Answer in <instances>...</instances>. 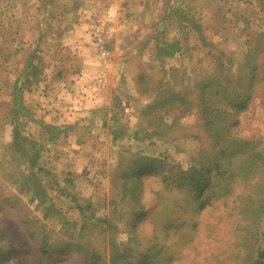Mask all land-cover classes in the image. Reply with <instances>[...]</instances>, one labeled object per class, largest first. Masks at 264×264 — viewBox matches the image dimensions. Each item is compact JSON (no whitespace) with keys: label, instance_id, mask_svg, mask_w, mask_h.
Here are the masks:
<instances>
[{"label":"rangeland","instance_id":"obj_1","mask_svg":"<svg viewBox=\"0 0 264 264\" xmlns=\"http://www.w3.org/2000/svg\"><path fill=\"white\" fill-rule=\"evenodd\" d=\"M252 60L218 142L202 82L239 96ZM262 160L264 0H0V264H253L264 211L234 196L264 201V168L227 180Z\"/></svg>","mask_w":264,"mask_h":264},{"label":"trees","instance_id":"obj_2","mask_svg":"<svg viewBox=\"0 0 264 264\" xmlns=\"http://www.w3.org/2000/svg\"><path fill=\"white\" fill-rule=\"evenodd\" d=\"M248 57H250V56L248 55ZM248 61H250V60H248ZM252 62H253V64H250L251 65L250 66V68H251L250 76L251 77L249 80L250 81L249 89L247 91H242L239 96L237 95L235 90L232 91L230 94H228V92H227L228 87L225 84L222 76H219L217 79L208 78V79H206V81L202 82V89L200 90L201 103L199 104V110L205 119V129L206 128H208V129L212 128V130H213L212 134L218 136L217 137V139L219 140L218 142H220L222 140L221 138H223L222 133L224 131L223 128H224V124H226V121L247 108V105H248V102L250 99V95L248 93L252 89L251 83L253 82V80L255 78L258 77V72H259L258 71L259 67L254 63L253 60H252ZM177 99H179V98H177ZM177 99H176V101H178ZM219 101H223L228 106V108L222 109V108L217 107V103ZM180 102L185 103L183 99ZM15 136L17 137L18 134L16 133ZM222 141H225V140H222ZM230 142H233V140H230L228 142L229 146L232 145V143H230ZM221 149H223V148H221ZM226 149H228V148H226ZM220 153H221V158L223 160L226 158V160H227L226 162H223L225 165L232 167L235 163H237L236 160L235 161L232 160L234 158L232 156H234L236 154L235 152H229V154H226L225 152H220ZM36 156H37L36 154H34L32 156L33 161H35ZM220 161L222 163V160H220ZM221 163L215 162L213 169L216 170L217 172H220L221 171L220 170L221 169ZM239 165L240 166L236 168V171H238V172L235 173L234 176L232 175V173L228 175V180H227L229 183L228 185H230V183L234 182L238 178L239 175L245 177V179H249V178H251L252 180L255 179L254 184H257L259 182L258 176L260 175L259 172H261V171H259V170H261L259 168L260 167L264 168V161L263 160L260 161L259 165H257L256 162H254L250 165H247L246 163L242 162ZM201 172L202 171L198 172V174L196 176L191 174V175L187 176L186 178L185 177L181 178L187 182V184H188L187 186L191 187L192 190L194 189L193 191L192 190L187 191L188 197L190 196V197H193L195 199H199L204 192V188L207 185H209L210 182H209L208 178H207V180H205V181H207L206 182L207 184L202 185V183H201V182H203L202 181V179H204L203 177L208 175L209 171L205 170V172H202V173ZM255 172H258L259 174L257 175V173H255ZM262 172L264 173V171H262ZM138 177H139V172L132 174L133 187H134V185H135L134 183H135V181H137ZM243 179L241 182L246 181ZM131 190H132V188H131ZM205 191H208L209 193H216V187L212 186V188H209ZM191 193L193 195H191ZM226 193H229L228 195H231L230 191H227ZM238 195L234 196L235 197L234 202L237 203L236 206L234 207L235 209L238 208V206H239V207H241L242 211L249 213L250 209L248 208V206H251L253 213L260 214L261 212L264 211V206H263L264 201L261 197H253L252 198L251 196L247 197L243 194H238ZM245 199H247L250 202L249 203L250 205L248 203L247 204L244 203V202H246ZM134 202L136 204V208H138V210L136 209V212H134V216H136V215L138 216V215L142 214V211H141L142 206H140L139 201L136 197L134 198ZM241 203H242V206H241ZM204 205H205V203H204ZM202 207H204V206H201V208ZM139 208L141 210H139ZM201 208L195 207L194 210H195V212H199ZM195 217H196V215H195ZM198 223H199V219L194 220L192 222V226L190 229L191 230L193 229L195 231L198 227ZM1 237L2 236L0 235V238ZM36 244L40 245V246L42 245L40 242H37ZM41 247L44 248L45 246L42 245ZM15 251L16 250H14V248H11V247L4 249V250L3 249L0 250V260H6L10 255H13V253H15ZM22 251H26V248H23ZM42 251L44 252V251H46V249H42ZM58 252L62 253L63 250L59 249ZM153 256L154 255H152V257ZM47 257L49 258L51 256H47ZM89 261L87 262L88 264H97L95 259L91 258V260H89ZM253 264H264V251H259L257 253V259L254 261Z\"/></svg>","mask_w":264,"mask_h":264}]
</instances>
